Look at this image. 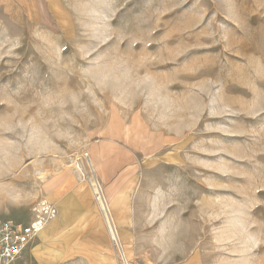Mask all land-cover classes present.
I'll use <instances>...</instances> for the list:
<instances>
[{
    "label": "rangeland",
    "instance_id": "1",
    "mask_svg": "<svg viewBox=\"0 0 264 264\" xmlns=\"http://www.w3.org/2000/svg\"><path fill=\"white\" fill-rule=\"evenodd\" d=\"M22 2L0 0V217L75 174L121 243L119 180L151 264H264V0Z\"/></svg>",
    "mask_w": 264,
    "mask_h": 264
},
{
    "label": "crops",
    "instance_id": "2",
    "mask_svg": "<svg viewBox=\"0 0 264 264\" xmlns=\"http://www.w3.org/2000/svg\"><path fill=\"white\" fill-rule=\"evenodd\" d=\"M26 1L29 4L23 0L24 8L36 6L34 0ZM45 5L49 14H59L63 13L60 9L65 4L62 0H45ZM66 177L64 187L59 184L45 194L56 204L57 217L27 244L23 255L0 264H151L135 239L134 228L128 224L133 213L125 184L116 180L107 188L116 218H123L117 222L121 235V243H117L111 237L91 187L78 175Z\"/></svg>",
    "mask_w": 264,
    "mask_h": 264
},
{
    "label": "built area",
    "instance_id": "3",
    "mask_svg": "<svg viewBox=\"0 0 264 264\" xmlns=\"http://www.w3.org/2000/svg\"><path fill=\"white\" fill-rule=\"evenodd\" d=\"M31 214L28 222L0 217V263L10 262L23 255L27 244L57 217L58 208L54 202L41 198L31 208Z\"/></svg>",
    "mask_w": 264,
    "mask_h": 264
},
{
    "label": "bare ground",
    "instance_id": "4",
    "mask_svg": "<svg viewBox=\"0 0 264 264\" xmlns=\"http://www.w3.org/2000/svg\"><path fill=\"white\" fill-rule=\"evenodd\" d=\"M89 165H90L91 169H94V164H93V160L92 159L89 160ZM76 166H78L80 169H82L81 163L77 162ZM38 175L40 176L41 179H46V173L45 172L39 171ZM92 185H93L92 188H93V192L95 194V198L99 201L100 207L104 210V213L106 215V218H107V221H108V227H109V230H110V232L112 234V237L116 241H119L117 230L115 228V223L113 221V218L111 217L110 210H109V208L107 206V203L105 202V198H104L103 192H102V190H101V188L99 186L98 181H96L94 179L93 182H92ZM45 228L46 227H44L41 231H39L38 234H40Z\"/></svg>",
    "mask_w": 264,
    "mask_h": 264
}]
</instances>
